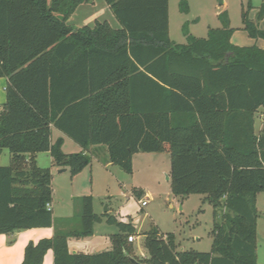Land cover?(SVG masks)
Here are the masks:
<instances>
[{"label":"trees","instance_id":"1","mask_svg":"<svg viewBox=\"0 0 264 264\" xmlns=\"http://www.w3.org/2000/svg\"><path fill=\"white\" fill-rule=\"evenodd\" d=\"M92 0H0V78L6 102L0 110V235L52 228V174L35 156L49 153L71 175L91 162L66 155L55 127L84 151L107 147L108 159L132 174L133 156L171 158L175 197L205 194L214 207L211 252L176 250L174 234L153 226L145 234L146 258L128 242L131 223L94 212L81 199L80 229L30 242L21 264H258L257 195L264 193V46H239L227 13L207 38L171 39L169 0H105L120 24L74 28L68 21ZM184 12L187 7L180 6ZM264 18V0L257 14ZM249 36L264 44L248 13ZM140 198V195H137ZM219 208L224 214L218 220ZM106 221L117 226L108 251L71 252L69 238L93 235Z\"/></svg>","mask_w":264,"mask_h":264},{"label":"rangeland","instance_id":"2","mask_svg":"<svg viewBox=\"0 0 264 264\" xmlns=\"http://www.w3.org/2000/svg\"><path fill=\"white\" fill-rule=\"evenodd\" d=\"M224 1V5H220L219 0H170L169 10L171 39L176 44H185L187 41V33L194 37L207 38L210 29L221 28L223 26V21L220 15L227 13L229 18V27L234 29V43L239 46H252L256 44L257 40L250 37L248 32L245 30V26L243 24V14L248 13L250 20H252L261 30H264V18L261 20L257 18V14L263 0ZM181 5L183 7H187L189 12L182 11L180 9ZM75 14L68 21V24L71 26H79V24L84 21H87L86 23H90L91 26H94L96 22L103 23L106 21L113 29H119L121 27L113 11L110 10L105 0L86 2L83 6H81V8H79V10H77V13ZM0 80H4L5 85L7 84L6 78H0ZM0 96L4 100V105L6 102L5 87L2 88V94H0ZM3 105L1 106L2 109ZM257 126L259 128L260 120H258ZM164 156L167 158L166 161L163 160L161 163L157 164L156 167L153 165L161 177L163 189L160 188V191L164 190V185L168 182L171 171L170 155L164 152L159 155L161 158H164ZM10 159L11 155L9 151L5 150L0 157L1 166H10ZM124 177H127V175ZM169 186L170 182L168 183V188H170ZM61 199L62 198H60V201H62ZM81 199L82 198L76 199L73 206V214L75 213L79 219V214L82 208ZM95 202V209L97 213L105 212L108 205L107 201L96 198ZM122 202L123 201H118L116 198L111 199L113 208ZM127 205L133 219H124V221H126V223L128 222L139 225L143 221L145 211L147 212L148 208H142V205L138 203V199L133 198L127 203ZM256 207L259 213L257 221L258 264H264V193H259L257 195ZM150 208H153V214H155V218L157 222H159L160 227L158 226V223H156L157 226H155L159 232L163 235L169 233L175 235L177 246L176 250H178V252H182L183 250H195L200 253L212 251V229L214 225L215 212L213 204L207 195L200 194L182 197L163 195L160 199L152 201ZM217 212L219 220L224 214L223 208H219ZM76 216L73 215L74 220L72 219V222L76 221ZM71 221L65 223L67 227H70L67 231L60 230L58 225H60V227L63 226L59 221L60 223L56 224L58 227L56 228V233L69 234V232L72 231L70 229L74 228L72 227V224H70ZM151 224L155 225L154 221H145L144 226L141 228V233L138 235L140 237L134 244V253L140 259L149 256V251H147V248L145 247V234L151 229ZM108 225H103V230L97 233L99 239H102L101 237L105 236V230L110 229V226ZM81 240L83 241L84 239L81 238ZM19 244V241L11 245L7 244L9 248H12L10 251L4 252L5 254H3V252L1 253L2 259L0 260V264L22 263L24 254L22 253L23 259L19 260ZM110 248L111 245H109V248L95 247L92 245L88 247L87 250L92 253H101L103 251H108ZM4 255H6V258Z\"/></svg>","mask_w":264,"mask_h":264},{"label":"crops","instance_id":"3","mask_svg":"<svg viewBox=\"0 0 264 264\" xmlns=\"http://www.w3.org/2000/svg\"><path fill=\"white\" fill-rule=\"evenodd\" d=\"M93 1L94 0H92V2ZM81 6H79L77 10H79ZM77 10L75 11V13H77ZM86 22L87 21L81 22L79 26L72 27L78 29L83 28L84 26H91L90 23ZM233 40L234 39H232V42H234ZM256 45L260 47L264 46V44L260 40L256 42ZM6 85L4 80H0V94H2V88L6 87ZM3 101V98L0 96V110H2L1 106L3 105ZM259 119L260 126L258 130L262 128L264 123V111L262 112V114H259ZM59 139H62V151L64 152V154L69 155L83 152L91 157V162L83 171L73 176L71 175L68 168L56 166L49 153H40L35 156V160L37 161L39 167L43 169H49L52 174V198L53 196L54 198L51 205V211L53 212L54 225L52 228H34L33 230L16 231V233L11 235H0V260L2 259L1 253L3 252V254H5L4 252L10 251L12 248H9L7 244L11 245L16 243L17 241L20 242V253L18 259L22 260L24 249L30 242L35 243L41 239H49L55 236L56 228H58L56 224H59L61 222V225L63 227H60V225H58L60 230L67 231L70 227H67L65 223L71 221L72 219L74 220L73 215L76 216L75 213L73 214V206L75 204V200L89 195L93 197V208L96 214L114 215L124 223H126L124 219H133L127 205V203L132 198L138 199V203L140 205L141 201H148V204L145 206L148 209L147 212L145 211L143 221L139 225H135L134 223L133 225L131 223L136 230V240L134 243H132V248L134 251V244L140 237L138 235L141 233L140 231L142 230L141 228L144 226L145 221H154L155 225L151 224L152 227L157 226L156 223H158V226L160 227L159 222H157L155 218V214H153V208H150L151 202L160 199L161 197H163V195H172L170 177L168 179V182H166V185H164V190L160 191V188L163 189L161 177L159 176L157 169L154 168L163 160L166 161V156H164V158H161L159 157L160 154L156 155L154 153L135 154L133 156V172L132 174H128L118 166L114 165L108 159L107 147L93 146L90 147L88 151H84L79 144H77L70 138H67L58 129L53 127L51 133V141L55 143ZM153 165L155 166L153 167ZM125 175H127L128 178L124 177ZM169 182L170 188H168ZM137 195H140L141 197L138 198ZM60 198H62V201H60ZM96 198L107 201L108 205L105 209V212L97 213L95 209ZM113 198H116L118 201L121 200L123 202L113 208L111 204V199ZM75 218H77V216ZM70 224H72V227H74L70 230H79V217L76 219V221H71ZM103 225H106L105 220L103 221V223L96 224L94 226L93 235L86 238L84 237L83 241L81 240V238L74 236H72V238H69L70 251L90 254L92 252H88L87 249L92 245L95 247L105 248H109V245L112 246L111 236L120 234L119 230L115 225H108L110 226V229L105 230V236L101 237L102 239H99L97 233L103 230ZM47 254L48 255L45 258L44 264H53L54 254H52V252H48ZM4 256L6 258V255Z\"/></svg>","mask_w":264,"mask_h":264},{"label":"built area","instance_id":"4","mask_svg":"<svg viewBox=\"0 0 264 264\" xmlns=\"http://www.w3.org/2000/svg\"><path fill=\"white\" fill-rule=\"evenodd\" d=\"M147 204V201H141V205H142V207H145V205ZM48 210L49 211H51V205H48ZM135 240H136V237H135V235H130V236H128V242L129 243H134L135 242Z\"/></svg>","mask_w":264,"mask_h":264},{"label":"water","instance_id":"5","mask_svg":"<svg viewBox=\"0 0 264 264\" xmlns=\"http://www.w3.org/2000/svg\"><path fill=\"white\" fill-rule=\"evenodd\" d=\"M219 3L220 5H223L224 4V0H219ZM131 258V261L134 263V264H141L140 262H138L135 258L133 257H130Z\"/></svg>","mask_w":264,"mask_h":264}]
</instances>
